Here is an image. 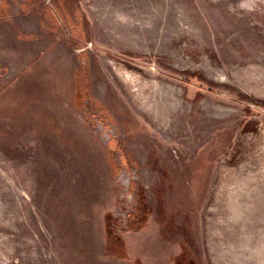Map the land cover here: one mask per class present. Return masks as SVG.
<instances>
[{
	"label": "rangeland",
	"instance_id": "1",
	"mask_svg": "<svg viewBox=\"0 0 264 264\" xmlns=\"http://www.w3.org/2000/svg\"><path fill=\"white\" fill-rule=\"evenodd\" d=\"M0 264H264V0H0Z\"/></svg>",
	"mask_w": 264,
	"mask_h": 264
},
{
	"label": "crops",
	"instance_id": "2",
	"mask_svg": "<svg viewBox=\"0 0 264 264\" xmlns=\"http://www.w3.org/2000/svg\"><path fill=\"white\" fill-rule=\"evenodd\" d=\"M176 254V248L172 244L166 242L164 247V259L167 261L169 256H173Z\"/></svg>",
	"mask_w": 264,
	"mask_h": 264
}]
</instances>
